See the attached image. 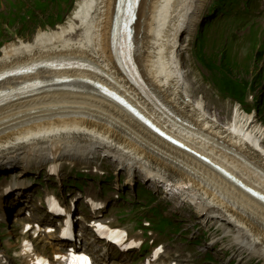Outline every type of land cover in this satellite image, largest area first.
<instances>
[{
  "label": "bare ground",
  "instance_id": "bare-ground-1",
  "mask_svg": "<svg viewBox=\"0 0 264 264\" xmlns=\"http://www.w3.org/2000/svg\"><path fill=\"white\" fill-rule=\"evenodd\" d=\"M197 1L140 0L135 53L132 49L139 75L122 73L112 50L114 0H77L71 18L54 30H39L31 40L4 43L0 48L1 70L21 63L74 57L92 67L58 69L46 65L35 75L45 81L58 76L69 79L49 84L42 94L0 106V128L9 131L8 137L0 138V166L13 157L31 162L32 156L41 163H60L63 159L87 163L95 145L84 139L91 133L99 134L100 147L133 174L142 170L145 177L178 186L182 195L195 203L202 221L219 224L224 232L231 233L241 255L264 259V202L210 163L169 141L170 136L179 138L187 148L207 156L264 194L262 128L238 107L228 128L218 125L209 118L201 100L191 99L182 82L174 50ZM94 80L111 87L109 96L92 86ZM5 82L10 85L0 84L1 89L13 88L18 81L13 77ZM121 101L138 108L143 120L151 119L160 126L164 137L151 132ZM103 125L105 128L99 129ZM103 131L112 133L111 142L105 138L109 144L104 142ZM81 139L82 143L78 142ZM40 150L47 156L38 154ZM56 150L55 155L52 151ZM239 157L241 165L233 167L230 161Z\"/></svg>",
  "mask_w": 264,
  "mask_h": 264
},
{
  "label": "rangeland",
  "instance_id": "rangeland-1",
  "mask_svg": "<svg viewBox=\"0 0 264 264\" xmlns=\"http://www.w3.org/2000/svg\"><path fill=\"white\" fill-rule=\"evenodd\" d=\"M57 0L56 5L53 3L52 8L48 10L49 19L37 18L35 21H31V25L29 27L24 26L21 27V29H18L17 33H12V30L14 27H9L7 30L4 31V36L0 40V48L4 43H8L10 41H17L20 39L25 40H31L33 39L34 35L40 30H48V29H55L57 26H54L52 28L47 27V21H53L55 19V14L60 13L61 8H63V15L61 16L63 18V22L66 20L68 21L71 16L70 10L74 6L75 0H69L70 2L68 4L65 3V0ZM75 1V7H76ZM7 5V4H6ZM74 7V9H75ZM74 9L72 11H74ZM43 16L44 14L41 13ZM69 16V17H68ZM68 17V18H67ZM10 19L9 16H3L0 18V20L8 21ZM65 21V22H66ZM63 22L61 24H63ZM71 27V24L70 26ZM18 36V39L15 38ZM17 39V40H16ZM181 42L175 47L174 54L176 52V49L178 51L174 55L176 59H180L179 62L181 63V73L185 74L186 77H184L183 83L188 88L189 86L192 89H198L193 94L189 92L190 97L192 100H201L203 106L205 107L206 113H208V116L210 119H214L218 125L228 128L230 126L229 122L231 120V117L235 111L237 106L233 101L230 99H223L221 96L217 95L215 91L212 90L208 85L205 84L204 78L202 76V72L205 68H203L200 64H198L194 58V56L191 54V49H189L187 42V36L182 35L180 37ZM0 54L1 53L0 51ZM249 73H254L253 67L250 68L248 71ZM244 76L250 78V74L244 72L242 73ZM257 91H259V88L256 89L253 92L252 97L257 98ZM203 93V94H199ZM248 106L251 107V96L249 97ZM254 118L255 122L257 123V127L264 126V115H262V112L255 113L252 111V117ZM261 122V123H260ZM4 126V125H3ZM124 127V125H123ZM105 128V125L103 127L99 128L103 130ZM6 128H0V131H2V134L0 138H5L9 136V131H5ZM40 130L33 131L34 133H38ZM104 132V131H103ZM97 133H100L99 130H97ZM106 133L103 137L104 142L109 144L112 141L111 132H104ZM263 136V135H262ZM77 138H80V136H77ZM111 139L110 142L106 141V139ZM263 139V138H262ZM75 141V138H74ZM83 139H81L78 142L82 143ZM264 141V139H263ZM85 143H94V153L100 152V153H108V150L102 149L100 147L101 145V135L93 134L87 136L84 139ZM261 144L260 142H257V145ZM257 148V146L255 147ZM110 156H113V154H110ZM242 158H236L230 161L231 165L233 167H239L241 165ZM61 162V161H60ZM195 164V163H194ZM152 181H150V184ZM141 189V188H139ZM148 194H145L143 197L146 198ZM171 199H173V196H170ZM177 202L179 204V213L181 214L182 219L185 221L184 228H190V233L186 237L189 241H195L197 240L200 242V245L198 246V249H203L204 247H208L212 250V252L215 255L216 262L218 264H227L228 261L232 260L236 262L235 264H264V259H261L259 257L253 256H246L241 255L240 251H237V247H233V241H231V233H228V237L225 236V232L220 229V225L213 226V223H209L206 221H202L200 218V215L197 212V208L195 206L190 205V203L187 201V199L180 197L177 199ZM178 208L175 207L173 204L170 206V211L174 215L178 216L180 215L178 213ZM169 209V208H168ZM182 223V222H181ZM192 225H196V228H192ZM223 238L224 241H220L219 239ZM215 243V246H212V244Z\"/></svg>",
  "mask_w": 264,
  "mask_h": 264
},
{
  "label": "trees",
  "instance_id": "trees-1",
  "mask_svg": "<svg viewBox=\"0 0 264 264\" xmlns=\"http://www.w3.org/2000/svg\"><path fill=\"white\" fill-rule=\"evenodd\" d=\"M243 86L244 85H240V84H237V85L231 84L229 86V88H226V90L231 91L230 89H232V92L238 95V94L242 93Z\"/></svg>",
  "mask_w": 264,
  "mask_h": 264
},
{
  "label": "snow or ice",
  "instance_id": "snow-or-ice-1",
  "mask_svg": "<svg viewBox=\"0 0 264 264\" xmlns=\"http://www.w3.org/2000/svg\"><path fill=\"white\" fill-rule=\"evenodd\" d=\"M76 260H79V261H83L84 262V264H88V261H87V257H76L75 258Z\"/></svg>",
  "mask_w": 264,
  "mask_h": 264
}]
</instances>
